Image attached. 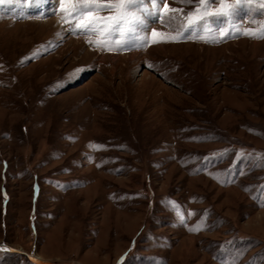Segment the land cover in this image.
<instances>
[{"label":"rangeland","instance_id":"obj_1","mask_svg":"<svg viewBox=\"0 0 264 264\" xmlns=\"http://www.w3.org/2000/svg\"><path fill=\"white\" fill-rule=\"evenodd\" d=\"M165 3L135 39L0 4V264H264V0L175 41L236 0Z\"/></svg>","mask_w":264,"mask_h":264},{"label":"snow or ice","instance_id":"obj_2","mask_svg":"<svg viewBox=\"0 0 264 264\" xmlns=\"http://www.w3.org/2000/svg\"><path fill=\"white\" fill-rule=\"evenodd\" d=\"M10 3L12 0H0V4ZM41 0H28V6H37ZM150 3L153 8L156 10V14L158 19H160L161 23H167L169 27H171L172 23L176 19L174 16H171L167 13L162 12L159 9V4L164 3V7L168 8L169 5L165 3V0H58L61 8L59 9L64 18H70V28L72 31L79 30L85 34L88 33H98L103 31V34L107 37H112L114 33L119 32L121 35L128 37L131 34V38L135 39L139 36V32L143 29L140 27L144 24V20L142 19V13L148 12V8L143 7L145 3ZM216 0H199L201 5H207L211 3H215ZM221 4L225 3V0H219ZM252 0H236V3L229 8L218 9L216 12L209 14L206 10L202 15L198 16L197 19H191L192 13H188L189 19L186 24L182 25L184 31H180L179 28L175 29V35H171L170 39L172 41L177 40L184 36V33L189 29L194 27L200 21L206 20L209 15L214 16H225L229 17L232 15L234 8L242 3H251ZM64 5H71V7L65 8ZM141 5L139 8H135L133 11V6ZM115 9V13L113 15L108 16H93L91 13L93 11L104 12V11H112ZM172 12L179 11L177 9H172ZM87 14V19H79ZM227 33H225L226 35ZM246 35H251L254 37H262L264 36V28H261L259 31L246 30ZM152 35H163L162 33H158L156 29L152 30ZM156 43L165 42V41H154ZM144 38L139 37L138 41L134 43L132 46L143 47ZM97 47H107L112 48L113 45L111 40L105 41H97ZM128 41L127 39L124 41H117L115 44V48L120 50L122 48H127ZM151 67V66H149ZM181 223H183V218L181 219ZM193 230H196L195 228Z\"/></svg>","mask_w":264,"mask_h":264},{"label":"bare ground","instance_id":"obj_3","mask_svg":"<svg viewBox=\"0 0 264 264\" xmlns=\"http://www.w3.org/2000/svg\"><path fill=\"white\" fill-rule=\"evenodd\" d=\"M136 55H137V53H128V55H121V56H116L113 54V55H101V56H97V58H98V62H103V63H105L107 61L111 62V65H112L111 69H112V71H114L119 66L118 60L120 58H123V59L127 58L128 60H132Z\"/></svg>","mask_w":264,"mask_h":264}]
</instances>
